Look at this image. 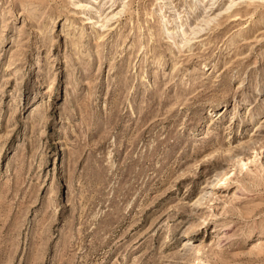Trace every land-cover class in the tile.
I'll use <instances>...</instances> for the list:
<instances>
[{"label":"rangeland","instance_id":"374dc122","mask_svg":"<svg viewBox=\"0 0 264 264\" xmlns=\"http://www.w3.org/2000/svg\"><path fill=\"white\" fill-rule=\"evenodd\" d=\"M0 264H264V0H0Z\"/></svg>","mask_w":264,"mask_h":264}]
</instances>
